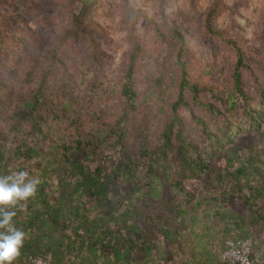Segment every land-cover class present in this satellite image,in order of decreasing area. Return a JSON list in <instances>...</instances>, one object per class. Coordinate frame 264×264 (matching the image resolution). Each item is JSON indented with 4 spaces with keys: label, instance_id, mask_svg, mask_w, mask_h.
<instances>
[{
    "label": "rangeland",
    "instance_id": "rangeland-1",
    "mask_svg": "<svg viewBox=\"0 0 264 264\" xmlns=\"http://www.w3.org/2000/svg\"><path fill=\"white\" fill-rule=\"evenodd\" d=\"M176 30L190 83L198 88L196 95L186 90L188 104L178 113L186 155L205 165L198 174L178 161L176 136L166 164L154 157L178 95ZM239 52L242 95L233 79ZM132 57L134 104L122 94ZM36 91L41 104L33 119L14 127V112ZM19 143L44 153L65 149L91 170L109 172L132 159L133 176L113 179L121 210L135 206L134 220L162 249L166 241L150 217H167L178 235L165 252L173 260L156 263L180 264L193 252L218 257L228 230L241 233L232 217L245 221L264 250V219L250 224L264 217V197L250 198L251 210L249 190L240 191L229 174L236 155L264 161V0H0V145ZM43 164L41 156L21 158L6 175L25 170L40 179ZM260 166L252 179L257 187L264 185ZM62 174L59 169L47 179L56 183ZM133 186L139 195L131 194ZM183 198L195 218L180 222L173 205Z\"/></svg>",
    "mask_w": 264,
    "mask_h": 264
},
{
    "label": "trees",
    "instance_id": "trees-1",
    "mask_svg": "<svg viewBox=\"0 0 264 264\" xmlns=\"http://www.w3.org/2000/svg\"><path fill=\"white\" fill-rule=\"evenodd\" d=\"M175 34L179 39V48L176 51V64L181 70V77L178 85V95L172 104V117L166 123L162 136L164 141L155 153V158L160 164H166L168 153L173 148V136L180 141L177 148V158L181 164L186 166L193 174L205 169L203 163L186 155L187 142L183 136L180 126L179 110L187 106L185 98L186 90H191L194 95L198 93V88L190 83L188 69L185 59L183 36L176 30ZM243 63L242 54L238 55L235 71L233 74L236 91L243 94L241 66ZM134 57L126 70V82L122 89L124 97L134 104L136 90L133 83ZM41 104V94L36 91L30 101H26L23 107L14 112L18 128L24 121L33 119L35 112ZM212 107V105H210ZM214 107V106H213ZM253 123H257V111H248ZM199 125L204 126L205 122L196 118ZM260 125L257 124L256 128ZM41 130V129H40ZM231 133H225V138L231 140ZM19 143L14 148L0 145V175H6L11 161L31 160L36 156L43 157L41 184L34 198H30L23 203L22 207L15 209L17 215L14 217L15 226L27 234L21 255L14 264H27L30 256L52 255L53 264H159L173 260L174 255L165 257V252L170 245L175 243L178 237L177 231H173L170 220L163 217L155 221L150 217L151 223L156 226L166 241L165 249L150 238L135 220L137 209L127 208L121 210L122 200L116 195L113 179L123 177L128 181L134 174L135 163L132 159L118 162L111 171H103L101 168L89 169L80 157H69L66 150L52 151L44 153L37 147L25 146ZM65 146V144H61ZM81 150V149H80ZM54 152V153H53ZM157 155V157H156ZM83 158H87V152L82 151ZM129 158V157H128ZM237 164H233L230 176L236 180L240 191L249 190L246 199L251 210L255 203L249 202L250 198L259 199L264 197V185L257 187L252 185L253 174L260 171L264 166V161L260 155H249L247 159L236 155ZM46 161V163H45ZM59 169H64L56 183L47 179L51 173ZM122 173V174H121ZM264 182V172L260 173ZM179 182L173 183V187L178 188ZM131 194H140L136 187L130 189ZM175 194H178L175 193ZM188 197V196H186ZM127 202L134 203L132 197H127ZM189 199L176 201L173 205L178 221H183L191 212L187 210ZM195 210V206H192ZM193 215L191 219L195 218ZM256 214V213H255ZM233 225L241 231L235 235L229 233L223 241L229 237H248V226L232 217ZM264 219L262 215L252 217L250 224H257L258 220ZM162 247V248H161ZM157 252V254L154 253ZM264 263V261H263ZM180 264H220L219 256L196 257L190 256L189 261H182Z\"/></svg>",
    "mask_w": 264,
    "mask_h": 264
},
{
    "label": "clouds",
    "instance_id": "clouds-1",
    "mask_svg": "<svg viewBox=\"0 0 264 264\" xmlns=\"http://www.w3.org/2000/svg\"><path fill=\"white\" fill-rule=\"evenodd\" d=\"M40 184L25 170L0 175V264H14L21 255L27 234L15 226V209L34 198Z\"/></svg>",
    "mask_w": 264,
    "mask_h": 264
},
{
    "label": "built area",
    "instance_id": "built-area-1",
    "mask_svg": "<svg viewBox=\"0 0 264 264\" xmlns=\"http://www.w3.org/2000/svg\"><path fill=\"white\" fill-rule=\"evenodd\" d=\"M264 250L254 236L229 237L219 255L220 264H263ZM27 264H53L52 255L30 256Z\"/></svg>",
    "mask_w": 264,
    "mask_h": 264
},
{
    "label": "crops",
    "instance_id": "crops-1",
    "mask_svg": "<svg viewBox=\"0 0 264 264\" xmlns=\"http://www.w3.org/2000/svg\"><path fill=\"white\" fill-rule=\"evenodd\" d=\"M264 264V263H263Z\"/></svg>",
    "mask_w": 264,
    "mask_h": 264
}]
</instances>
